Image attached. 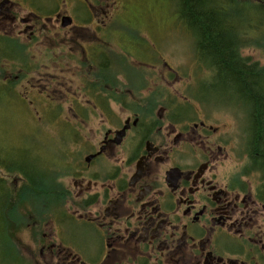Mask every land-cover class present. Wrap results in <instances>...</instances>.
<instances>
[{
    "label": "flooded vegetation",
    "instance_id": "obj_1",
    "mask_svg": "<svg viewBox=\"0 0 264 264\" xmlns=\"http://www.w3.org/2000/svg\"><path fill=\"white\" fill-rule=\"evenodd\" d=\"M248 1L260 7V25L251 19L242 33L261 38L264 4ZM63 2L67 6L69 0ZM81 3L80 14L70 15L73 23L63 27V16L69 14L62 8L44 17L38 5L0 0V41L19 38L22 51H35L32 58L38 59L44 22H51L57 29L55 44L68 45L71 53L68 69L67 56L55 55L53 81L74 87L73 66L84 62L90 83L93 48L81 43L91 35L94 42L103 39L107 14H93L92 0ZM27 8L30 14L22 16ZM149 57L153 63H124L119 55L116 62L103 64L99 95L90 87L87 94L61 89L70 99L68 118L74 126L64 130L72 133V144H58L57 158L41 164L35 177L51 176L71 199L57 208L51 231H42L35 243L42 255L48 250L52 264H264V170L246 152L255 136L245 96L216 91L211 83L222 81L219 64L198 55L196 47L188 66L195 82L166 60ZM163 64L166 68L156 70ZM241 65L251 70L252 64ZM222 108L228 115L219 117ZM90 116L97 120L86 133ZM236 159L243 162L238 172ZM246 165L247 173L241 174ZM72 227L82 229V236L70 232Z\"/></svg>",
    "mask_w": 264,
    "mask_h": 264
},
{
    "label": "trees",
    "instance_id": "obj_2",
    "mask_svg": "<svg viewBox=\"0 0 264 264\" xmlns=\"http://www.w3.org/2000/svg\"><path fill=\"white\" fill-rule=\"evenodd\" d=\"M173 1L177 9L179 19L184 22L187 30L191 31L195 39L194 45L197 48L198 55L205 57L211 63L217 62L222 73L227 75V83L230 82L228 79L230 73L228 72L227 67H233L230 63H236L239 66H242L241 63L252 64V66H250L251 70L244 68L245 71L236 66L233 67L236 72L235 83L238 86H234L233 84L229 85H233L231 90H235L237 92L242 90L246 96H250L252 101L255 96H259L263 89L259 83V79L264 75V68L258 67V62L252 61L249 58H244L241 50L248 46L264 47V38H251L242 33V36L240 35L238 39L232 43V40L228 36V33H232V28L226 22L228 17L231 16V5H237L241 8L250 6L256 10L255 13L257 15L253 20L257 21V26H259L260 23L258 15L260 14V7L248 0ZM261 1L264 4V0ZM48 12L49 11L46 13ZM245 16V12L241 11L240 14L236 16V19H244ZM245 29L246 27L244 30ZM49 34L50 33L45 30L44 25V50L39 53L40 58L35 59L36 61L32 58L36 52L25 51L24 53L22 49L25 46L20 42L19 38L10 39V43L7 40H3L4 38L0 41V80L2 81L0 84V101H2L5 96L20 97L27 100L30 97L27 95L36 93V96H31V100H29L30 106L33 107L38 106L41 102L46 103L48 92L52 93V97H49L48 101L49 99L56 98L59 94L62 95V99H65L66 102L70 101L68 95L65 94L64 91H61L62 88H67V86L58 87L53 79L54 75L57 73L55 55L62 54L67 56L66 59H63V62L64 67L68 69V64H70V58H68V56H70L71 53L65 49L68 45L60 46L59 44H55V36ZM77 36H80L81 38H84V36L88 37L84 34H78L76 37ZM61 38L64 39L66 37L61 36ZM91 38L85 41V44L84 42L81 43L82 48H93L90 52L92 58L89 66L90 83L87 77L88 66L82 62L79 66H73L72 71L75 72V76L78 78V82H76V85L74 86H76L75 90L80 91L79 94H87L86 89L90 87L92 94L99 95L101 89L103 88V85L100 83V72L102 73L103 71L102 65L110 62H116L118 54L124 56L123 60H125V63H129L130 60L127 62L126 58H130L131 56L125 51L123 53H119L114 50L106 49L107 46L111 45V42L108 40L94 42L93 35H91ZM33 42H35V39L32 42H29L28 46H30ZM9 45V50L5 49ZM58 45L60 46V50L56 48ZM69 45L74 46L72 42H69ZM207 51H209V55H206ZM22 56L24 57L23 59H21ZM8 62L12 63L10 67L8 66ZM31 65H34L33 68L37 72L36 75L30 74L31 70L29 69ZM42 67L44 68L42 69ZM14 69L19 71L18 81L14 80V76L12 78L8 76V73L10 72L12 74ZM126 69L129 68L127 67ZM6 79H8V81L5 83ZM19 80H25L22 87V93L25 91L26 95H20V89L18 86ZM40 80L42 81L39 82ZM37 83L42 86H38ZM211 85L216 87L217 83H211ZM42 89L44 90L41 92ZM57 89H59V91ZM38 92L41 93L39 94ZM38 98L39 102L37 105ZM52 102L54 103V101ZM96 102L99 103V99H97ZM40 107L41 109L39 110V113L42 114L43 105H40ZM56 109L57 113H55ZM56 109L52 111L45 108V118L50 116V120L53 121L56 119V116H59V111H62L63 109L59 98L57 99ZM253 118L254 114L251 119V126L254 128L252 135L255 136V141H248L246 152H251L252 157L258 160V164L264 170L263 124L259 117H257L256 120ZM60 135L61 138H64L62 144H69L72 138V133L64 130L63 128ZM65 151H67V148H65ZM248 168L249 165H246L241 174L247 173L246 171H248ZM17 171L23 176V180L21 177V181H18L19 183L11 179V175L16 174ZM1 172H5L6 175L1 174ZM8 176H10V178ZM54 189L58 190L59 193H52ZM66 191L67 190L63 187V185L56 182L51 176L41 180L40 178L31 175L28 169H24L23 166L14 163L12 159H4L0 157V229L2 233H4L6 238L10 241V239H17L19 230L25 229L29 224H33L34 229L40 228L41 225H43V222L47 219H52L55 214H58L56 212L57 208H61L66 205L68 199L70 198V196L62 194ZM15 248L18 255L24 258L20 248H17L16 245ZM28 264H31V261L30 263L28 262Z\"/></svg>",
    "mask_w": 264,
    "mask_h": 264
},
{
    "label": "rangeland",
    "instance_id": "obj_3",
    "mask_svg": "<svg viewBox=\"0 0 264 264\" xmlns=\"http://www.w3.org/2000/svg\"><path fill=\"white\" fill-rule=\"evenodd\" d=\"M92 3L95 4L94 8L92 6L93 14L97 13V15L101 16H106L107 14L106 27L101 29L100 34L103 38L102 40L111 42V45L107 46L106 49L119 53L125 51L131 56L126 58V61L129 62L130 60V63L136 62L135 59L142 63H153L149 57V53H151L158 63H163V60H166L175 69H182L186 73V77L195 82L190 77L191 70L188 67L193 54L195 57V39L185 28V25L180 23L173 0H92ZM24 4L29 8L38 5L43 12L49 11L48 13L44 12V17L48 14L53 15L59 8H62L69 15L76 16L80 14L78 6L82 5L81 0H69L67 6L63 0H24ZM29 8L22 12V16L30 14ZM44 24L45 30L50 34L54 35L57 32L51 22L45 21ZM64 33L68 34L71 32L65 31ZM61 36L64 37L62 32ZM21 38L23 40L26 39L24 36ZM262 38L264 36L260 39ZM242 54L250 57L252 61L264 65V47L248 46L242 49ZM121 61L125 63V60ZM164 65L157 66L156 70L166 68ZM33 66H30V74L36 75L37 72ZM18 73L17 69L12 71L15 81H18ZM1 83L2 81L0 80ZM24 83L25 80H19L20 95H26L25 91L22 93ZM38 86L42 85L38 84ZM171 86L172 84H170ZM67 87L70 88L67 91L72 93L76 86ZM41 92L38 93L40 94ZM221 93L233 95L232 92ZM35 94L32 93L27 96L31 97ZM30 97L25 100L20 97L5 96L0 101L2 102L0 103V157L12 159L14 163L28 168L32 175L37 176L39 173L38 168L41 164H46L50 160L57 158L54 154L59 153L58 144H62L64 141V138H61L60 135L63 128L74 125L68 118L72 116L69 102L62 99L61 94L48 101V98L52 97V93L48 92L47 102H41L39 105L38 98L37 105L39 108L38 106H30ZM58 98L63 108L62 111H59V116H56L53 121L50 120V116L45 118V108L54 111ZM228 99L233 100L234 98L228 96ZM40 105H43L42 114L39 113ZM55 113H57V109ZM217 115L219 117L228 115V110L222 108ZM96 120L94 116H90V119L83 127L84 132L90 133L91 127L94 126ZM234 131H236V117H234ZM76 137H78L77 131ZM235 163L238 172L243 162L236 159ZM1 174L6 175L5 172H1ZM11 176V179L17 183L21 181V177L23 180V176L18 171ZM8 177L10 178V176ZM70 199H68L67 205ZM48 222L49 225H44L38 229H34L33 224H29L25 229L19 230L17 239L12 240L16 247L20 248L24 258L18 255L15 245L6 238L0 229V264H28L30 261L31 264H52L48 250H45L42 255L40 252L42 247L35 243L40 238L42 231H51L53 218L52 221ZM70 232H76L77 235L82 236L83 230L72 227ZM29 237L32 242L28 241Z\"/></svg>",
    "mask_w": 264,
    "mask_h": 264
},
{
    "label": "bare ground",
    "instance_id": "obj_4",
    "mask_svg": "<svg viewBox=\"0 0 264 264\" xmlns=\"http://www.w3.org/2000/svg\"><path fill=\"white\" fill-rule=\"evenodd\" d=\"M231 9H232L231 16L228 17V20L226 23L229 24L232 28V33H228V36L232 40V43H234L240 35L242 36V31L244 30V28L246 27L248 22L251 19H254L257 14L255 13L256 10L250 6L241 8L237 5H231ZM241 11L245 12L246 18L237 20L236 16H238ZM208 53H209V51L206 52V55H209ZM230 64H231V66H233V67L236 66L242 70H244V68H245V67L237 65L236 63H230ZM233 67H231V68H229V66L227 67L228 72L230 73V76L228 79L231 83L226 82L227 75L225 73H222V75H223V76L221 75L222 81H220L218 86L215 87V90L219 91V92H232L235 94H239L241 96H245L244 97L245 99L243 102L247 105V107L254 114V118H253L254 120H256L257 117L260 118V120L262 121V124H263L262 132H264V120H262V119H264V75L261 76L259 79V83L263 87L262 93L259 96H255L253 101H252L250 99V96H246V94L243 93L242 90H240V92H237L235 90H231V87H233V85L238 86L235 83V81H236L235 80V73L236 72H235ZM250 75H252V74H250ZM250 78H251V76H250ZM229 84H233V85H229ZM263 165H264V161H263Z\"/></svg>",
    "mask_w": 264,
    "mask_h": 264
},
{
    "label": "water",
    "instance_id": "obj_5",
    "mask_svg": "<svg viewBox=\"0 0 264 264\" xmlns=\"http://www.w3.org/2000/svg\"><path fill=\"white\" fill-rule=\"evenodd\" d=\"M24 21H26V20H24ZM62 23H63L62 24L63 27H67V26H69V25H71L73 23V18L70 15H65V16H63V22ZM30 28H31V26H28L27 30L30 29Z\"/></svg>",
    "mask_w": 264,
    "mask_h": 264
}]
</instances>
